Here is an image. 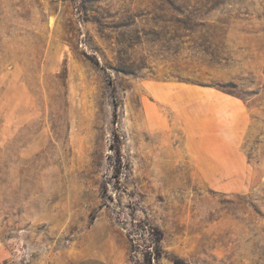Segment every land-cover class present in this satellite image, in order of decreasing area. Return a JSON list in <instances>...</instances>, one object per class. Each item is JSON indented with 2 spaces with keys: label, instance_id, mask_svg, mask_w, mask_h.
<instances>
[{
  "label": "rangeland",
  "instance_id": "1",
  "mask_svg": "<svg viewBox=\"0 0 264 264\" xmlns=\"http://www.w3.org/2000/svg\"><path fill=\"white\" fill-rule=\"evenodd\" d=\"M264 264V0H0V264Z\"/></svg>",
  "mask_w": 264,
  "mask_h": 264
},
{
  "label": "crops",
  "instance_id": "2",
  "mask_svg": "<svg viewBox=\"0 0 264 264\" xmlns=\"http://www.w3.org/2000/svg\"><path fill=\"white\" fill-rule=\"evenodd\" d=\"M71 264H111V262L98 255H88L75 260Z\"/></svg>",
  "mask_w": 264,
  "mask_h": 264
},
{
  "label": "trees",
  "instance_id": "3",
  "mask_svg": "<svg viewBox=\"0 0 264 264\" xmlns=\"http://www.w3.org/2000/svg\"><path fill=\"white\" fill-rule=\"evenodd\" d=\"M176 264H180L179 262H175Z\"/></svg>",
  "mask_w": 264,
  "mask_h": 264
}]
</instances>
